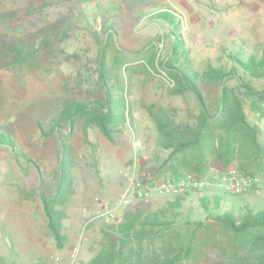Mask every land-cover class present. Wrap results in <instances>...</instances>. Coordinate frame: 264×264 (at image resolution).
I'll return each mask as SVG.
<instances>
[{
	"label": "rangeland",
	"instance_id": "rangeland-1",
	"mask_svg": "<svg viewBox=\"0 0 264 264\" xmlns=\"http://www.w3.org/2000/svg\"><path fill=\"white\" fill-rule=\"evenodd\" d=\"M44 27L53 37L47 47L0 68V133L13 138L26 156L17 159L0 145V264L86 262L117 222L105 221L101 213L116 207L125 187L124 165L135 149L155 177L188 170L190 157L198 155L195 148L171 155L160 145L165 134L189 136L201 112L193 93L172 77V64L194 73L208 113L217 110L226 88L258 128L257 156L236 142L225 163L212 149V144L220 149L224 136L215 127L198 147L205 155L204 173L234 165L257 182L239 194L223 188L203 193L221 197L217 209H203L200 194L192 192L177 195L175 208L170 195L135 200L124 209L172 219L169 227L150 229L138 251L160 255L169 243L190 246L182 264H222L243 250L241 238L215 216L229 210L238 216L245 205L264 207V99L254 94L264 90V74L243 73L230 55L231 49L242 60L262 54L264 0H0V40ZM209 65L237 75L212 81L204 74ZM70 98L88 105L108 99L113 111L109 135L94 122L83 125L82 118L58 119ZM52 122H59L57 130L44 133ZM62 150L69 181L55 205L65 215L63 246L58 247L46 226L40 193L56 187Z\"/></svg>",
	"mask_w": 264,
	"mask_h": 264
},
{
	"label": "trees",
	"instance_id": "trees-1",
	"mask_svg": "<svg viewBox=\"0 0 264 264\" xmlns=\"http://www.w3.org/2000/svg\"><path fill=\"white\" fill-rule=\"evenodd\" d=\"M164 9L160 8L158 12H162L164 15L168 14L166 10L163 11ZM51 33L49 27H44L38 31L28 33L24 37L1 39L0 68L7 65L20 64L33 57L39 48L47 47L52 42ZM230 51V55L238 63L243 73L255 78L264 74V46L258 59L249 56L247 60H242L238 50L231 49ZM168 67L171 69L172 77L177 79L184 88L190 90L199 101L201 112L197 118L194 130L190 132L189 136L182 134L181 138L171 139L169 134H165V140L160 145L168 149L171 155L195 148L198 155L191 156L186 167L198 175H202L206 169L205 155L202 156L203 153L199 151L198 147L211 134H208L209 132L213 133L215 127L224 131L220 149L215 144H212V149L220 160L225 163L231 160L233 153L236 151V142H238L239 147H246L254 156H257L261 148L257 139L258 128L246 119L240 100L229 98L227 89L223 88L218 100L217 110L210 114L206 110L194 73L175 64ZM234 71H223L209 65L204 74L212 81H222L227 76L237 75ZM238 76L240 75L238 74ZM243 84L244 87H247V90L251 91L245 82ZM254 94H257L259 99H264V90ZM111 108L108 99H106V104L96 102L88 105L85 102L70 98L65 101L60 109L58 119L73 121L74 119L82 118L83 125L94 122L100 131L108 136L109 125L113 121ZM58 123L52 122L46 130L43 128L44 133L49 134L56 131ZM161 125L163 124L161 123ZM163 128H160L161 131H163ZM0 145H5L11 149L17 159L18 157H26L22 150L16 146L14 139L3 132L0 133ZM66 153L64 150L61 152L59 178L56 187L51 193H40L46 217V226L58 247L63 246L61 220L65 215L61 210L55 208V205L60 203L61 190L68 188L69 175ZM221 201V197L217 194L211 196L201 194L199 196V203L205 210L209 209V205L214 206V209L219 208ZM171 204L173 208L180 205V199L177 195L174 196ZM215 217L224 222L231 232L241 238L244 248L234 252L230 260L222 264H264V207L255 210L250 205H245L243 212L238 216L232 210H229ZM171 223L172 219L161 218L155 212L146 213L141 209H124L121 213V221L111 223L105 230V245L83 264H182L181 260L188 258L190 246L181 247L179 245L176 248L177 246L169 243L163 248L160 255L155 251L149 253H140L138 251L141 249L142 241L148 235L150 229L166 228Z\"/></svg>",
	"mask_w": 264,
	"mask_h": 264
},
{
	"label": "built area",
	"instance_id": "built-area-1",
	"mask_svg": "<svg viewBox=\"0 0 264 264\" xmlns=\"http://www.w3.org/2000/svg\"><path fill=\"white\" fill-rule=\"evenodd\" d=\"M123 176L125 187L116 207L102 210L101 215L107 222L121 221L118 209L122 210L135 200L145 199L153 194L176 196L183 192H192L201 195L213 188H223L232 194H239L251 183L257 182V178L245 175L234 165L210 167L202 175L187 170L171 178L155 177L142 166L140 153L136 149L124 165Z\"/></svg>",
	"mask_w": 264,
	"mask_h": 264
},
{
	"label": "crops",
	"instance_id": "crops-1",
	"mask_svg": "<svg viewBox=\"0 0 264 264\" xmlns=\"http://www.w3.org/2000/svg\"><path fill=\"white\" fill-rule=\"evenodd\" d=\"M118 212V211H117Z\"/></svg>",
	"mask_w": 264,
	"mask_h": 264
}]
</instances>
